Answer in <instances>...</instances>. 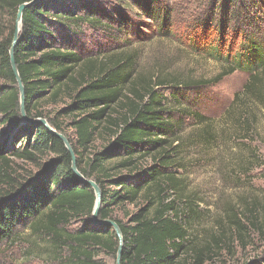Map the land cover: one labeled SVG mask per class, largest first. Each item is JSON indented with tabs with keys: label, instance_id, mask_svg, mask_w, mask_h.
<instances>
[{
	"label": "trees",
	"instance_id": "16d2710c",
	"mask_svg": "<svg viewBox=\"0 0 264 264\" xmlns=\"http://www.w3.org/2000/svg\"><path fill=\"white\" fill-rule=\"evenodd\" d=\"M31 1L0 4L15 9L17 18L19 7ZM126 1L39 0L24 10L14 57L25 90V111L29 119H45L68 139L78 171L99 186V222L113 221L120 228L121 264H202L208 247L190 236L197 200L187 193L188 178L182 173L183 136L193 121L202 128L205 146L225 135L238 141L254 138L264 146L259 131L264 117V42L258 37L264 0L211 2L212 12L201 24L205 31L210 23L216 25L221 39L210 56L225 65L207 81L136 73L137 53L127 51L118 36L125 35L132 22L126 11L133 5ZM131 1L149 16L155 14L152 5L161 4ZM166 24L165 15L162 30ZM85 32L103 36L96 53L85 54L77 45ZM14 34L0 39V128L7 135L0 142V263L3 247L26 229L47 238L52 253L66 254L65 264H106L99 259L102 254L117 261L119 237L111 226L94 223L95 191L72 170L71 153L46 127L22 117L10 57ZM238 70H248L249 77L216 133L217 122L183 107V96L202 94ZM64 100L69 103L63 108L50 110ZM97 143L100 149L92 150ZM259 158L252 152L248 163ZM229 218L243 247L250 235L264 239V202L243 204L241 213ZM74 223L80 226L71 229ZM246 264H264V250Z\"/></svg>",
	"mask_w": 264,
	"mask_h": 264
},
{
	"label": "rangeland",
	"instance_id": "374dc122",
	"mask_svg": "<svg viewBox=\"0 0 264 264\" xmlns=\"http://www.w3.org/2000/svg\"><path fill=\"white\" fill-rule=\"evenodd\" d=\"M212 1L161 0V4L152 5L154 16L146 14L136 2L126 1L133 5L130 7L131 11H126L132 22L125 35L118 36L127 51L137 53L136 73L150 78L174 76L182 81H207L220 75L225 63L212 58L210 51L212 47H219L221 35L216 25L210 23L205 31L201 24L212 9ZM14 12L15 9H7L6 5L0 4V39L9 37L20 25ZM165 15L167 24L164 31ZM258 24V37L264 42V19ZM85 33L87 35L80 38L77 45L85 54L91 51L96 53L104 40L103 36ZM249 74L248 70H238L215 87L207 88L202 94L192 92L183 96V107L200 110L204 115L210 116L217 122H214L215 132H220L223 129L221 117L235 94L242 91ZM157 91L165 94V90ZM166 93L170 95L172 92ZM68 103L69 101L64 100L50 110H59ZM186 127L183 136L186 139V169L182 173L188 178L187 193L195 194L197 200V217H191L193 221L190 224V236L199 246L206 244L208 247L204 251L202 264H246L255 261L263 253L264 239L250 235L247 237L249 245L245 248L239 244L228 224L229 216L241 213L243 204L264 202L263 144L254 138L238 141L225 135L218 140L214 138L208 147L200 138L201 127L193 121H189ZM4 129L0 128V142L7 139ZM259 131L261 138L264 137V117L260 121ZM98 149L100 143L95 144L92 150ZM252 152L255 157L260 158L249 164ZM34 172L36 174L38 171ZM79 226V223H74L71 229ZM61 254L51 252L47 238L26 229L22 230L14 243L3 247L0 264H65L63 256L66 254ZM99 259L106 264L117 263L113 257L104 254Z\"/></svg>",
	"mask_w": 264,
	"mask_h": 264
},
{
	"label": "water",
	"instance_id": "95a60500",
	"mask_svg": "<svg viewBox=\"0 0 264 264\" xmlns=\"http://www.w3.org/2000/svg\"><path fill=\"white\" fill-rule=\"evenodd\" d=\"M39 0H33L29 3H25L23 5H21L19 7L18 10V15H17V21L18 23H20V25L17 27L15 34H14V40H13V46L11 48L10 51V57H11V66H12V70L14 72V75L16 77L17 83H18V87L20 90V96H21V109H22V117L24 119V121L33 124V125H42L44 127H46L52 134L56 135L58 138H60L64 145L66 146V148L68 149V151L71 153L72 155V170L78 175V177L81 179L82 182L84 183H88L95 191V195H96V206H95V210L93 213V221L95 224H100V225H109L111 226L117 236L119 237L120 240V250L118 252V257H117V263L116 264H121V257H122V244H123V237H122V232L120 230V228L118 227V225L113 222V221H104V222H99V209L101 206V202H102V192L99 188V186L94 182V181H89L87 179L84 178V176L78 171L77 168V161H76V157L75 154L73 152V149L68 141V139L57 133L55 130H53L49 123L45 120V119H37V120H31L27 117L26 111H25V90H24V86L22 83V80L20 78L18 69H17V65H16V61H15V57H14V50L19 42V34L22 30V18H23V13L24 10L28 7H31L33 5H35Z\"/></svg>",
	"mask_w": 264,
	"mask_h": 264
}]
</instances>
